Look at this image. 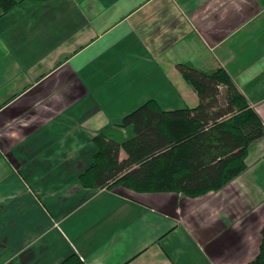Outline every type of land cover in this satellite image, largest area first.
Listing matches in <instances>:
<instances>
[{"label":"crops","instance_id":"0c3cea01","mask_svg":"<svg viewBox=\"0 0 264 264\" xmlns=\"http://www.w3.org/2000/svg\"><path fill=\"white\" fill-rule=\"evenodd\" d=\"M27 2V1H25ZM0 17V264H247L264 230V138L198 197L85 186L100 134L156 98L195 107L224 67L264 120V0H49ZM120 159L127 153L120 152Z\"/></svg>","mask_w":264,"mask_h":264},{"label":"trees","instance_id":"16d2710c","mask_svg":"<svg viewBox=\"0 0 264 264\" xmlns=\"http://www.w3.org/2000/svg\"><path fill=\"white\" fill-rule=\"evenodd\" d=\"M25 1L49 0H0V17ZM183 74L200 103L166 110L151 98L128 113L121 123L131 131L128 137L97 136L95 160L80 176L85 186L198 197L223 189L247 170L251 146L264 138L262 116L224 67L188 68ZM121 150L127 153L122 160ZM61 264L86 262L74 252ZM247 264H264V230L260 252Z\"/></svg>","mask_w":264,"mask_h":264},{"label":"rangeland","instance_id":"374dc122","mask_svg":"<svg viewBox=\"0 0 264 264\" xmlns=\"http://www.w3.org/2000/svg\"><path fill=\"white\" fill-rule=\"evenodd\" d=\"M36 2H24L23 4H21V6L17 9H15L12 13H10L9 16H7L10 20L13 19L15 16H17V14H19L20 12H22L24 10V6H27L28 4H35ZM119 158H120V153H119Z\"/></svg>","mask_w":264,"mask_h":264}]
</instances>
